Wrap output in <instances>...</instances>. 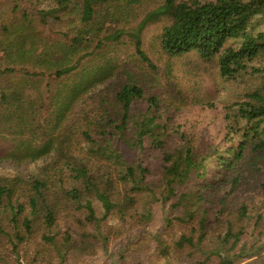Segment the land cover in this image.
<instances>
[{
	"label": "trees",
	"instance_id": "trees-1",
	"mask_svg": "<svg viewBox=\"0 0 264 264\" xmlns=\"http://www.w3.org/2000/svg\"><path fill=\"white\" fill-rule=\"evenodd\" d=\"M15 2V18L0 26L6 61L0 70V136H9L6 146L12 150L0 153V161L11 162V168L0 166V262L8 264L5 257L12 254L21 264L20 249L38 236L60 257L85 252L93 240L105 245L116 231L110 220L118 227L145 225L154 202L178 209L179 222L197 224L167 244L155 234L161 253L189 246L204 256L197 264H239L258 255L241 241V223L253 220L264 230V179L256 215L235 205L232 192L247 155L264 149V30L257 27L264 0H163L129 30L117 15L142 0H50L33 15ZM73 13L78 24L69 38L37 29L41 22L46 30L44 18L56 22ZM163 20L158 34L163 54L193 52L215 63L225 82L254 79L223 106V134L217 140L206 142L197 131L174 123L171 115L178 107L157 86L126 78L121 70L106 80L97 70H77L78 58L92 46L124 34L152 67L142 31ZM17 66L65 81L62 86L34 81L42 74L23 76ZM25 155L28 166L21 169ZM163 219L165 225L173 222ZM59 220L65 225L60 246L46 236L56 232ZM206 239L215 245L203 247ZM244 264H264V254Z\"/></svg>",
	"mask_w": 264,
	"mask_h": 264
},
{
	"label": "rangeland",
	"instance_id": "rangeland-1",
	"mask_svg": "<svg viewBox=\"0 0 264 264\" xmlns=\"http://www.w3.org/2000/svg\"><path fill=\"white\" fill-rule=\"evenodd\" d=\"M21 8L26 9L30 15L33 12L45 9L50 0H16ZM163 0H142L139 4H132L128 9L120 13L119 25L125 26V29L135 27L146 12L156 7ZM15 0H0V26L3 22L11 21L15 18L17 11L12 7ZM20 8V9H21ZM111 11V7L108 6ZM124 18V19H123ZM29 19L30 16H29ZM78 15L62 17L61 21L53 22L51 19L44 18L45 29L40 22L39 31L49 34L51 37L65 36L69 38L70 31H73L78 24ZM259 30H264V17L258 18ZM165 21H158L146 25L142 31V49L149 57L152 67L143 62L136 55L132 40L124 34L117 41H105L101 46L94 45L91 50L78 58L77 70H90L91 73L97 70L98 78L106 80L117 73L118 70L125 71L124 76H132L136 80L157 86L163 96L171 99L175 109L171 115L174 123L182 125L184 129H191L205 139L206 142L217 140L223 134V106L238 98L241 88L253 82L254 79L246 76L237 77L235 80L225 82L219 77L218 68L215 63L201 60L195 53H185L179 57H168L159 50L158 34ZM47 31V33H46ZM1 38V37H0ZM3 51H0V70L6 61ZM10 66H13L12 64ZM76 67V65H75ZM16 69L24 74L32 75V72L39 71L31 68L17 66ZM123 69V70H122ZM76 70V71H77ZM42 78L32 77L34 81L49 80L52 84L62 86L63 79L52 80L54 74L39 72ZM22 75V74H17ZM9 78V76H3ZM30 77V76H26ZM126 77V78H127ZM1 78V77H0ZM61 82L60 84H58ZM53 86V85H52ZM49 87L45 88L48 89ZM45 105L48 102L47 95ZM203 103H213L208 107ZM2 137H5L2 139ZM0 153L4 149L6 154L12 153L9 136H0ZM264 151V149H263ZM262 151V153H263ZM249 153L246 163L243 165L241 176L235 191H233V201L235 205H245V210L250 215H256L260 210L258 201L263 198L261 182L264 179V154ZM25 155L24 162L21 163V169L28 166V160ZM0 166L11 168L10 161H0ZM152 217L145 225H125L117 226L115 221H109L108 224L114 226V232L108 236L107 242L103 245L101 242L93 240L91 247L85 252L73 251L65 252L64 257L58 256V253L52 246V243L41 237L25 244L20 249L21 264H197L195 261L204 256L201 253L192 250L191 247L173 250L163 254L156 246L154 235L157 234L163 240L164 244L176 239L181 233H188L187 227L197 228L195 221L188 224L179 222L175 217L180 215L178 209H173L170 203L161 204L154 202L151 204ZM171 217L173 222L170 225L164 224L163 217ZM243 222V221H242ZM182 223V224H181ZM107 226H103L101 232L104 233ZM244 229L241 241L245 242L247 248H257L258 255L264 254V230L253 225V220L241 223ZM56 232L47 233V237H53L54 241L60 246L65 225L62 220L57 223ZM196 232H194V235ZM75 238L78 234L73 235ZM215 242L206 239L203 247L207 249L214 246ZM8 253V252H7ZM6 253V254H7ZM5 254V255H6ZM4 255V256H5ZM254 255L239 264L256 258ZM8 264H16L13 256L5 257ZM3 264V262H0Z\"/></svg>",
	"mask_w": 264,
	"mask_h": 264
}]
</instances>
